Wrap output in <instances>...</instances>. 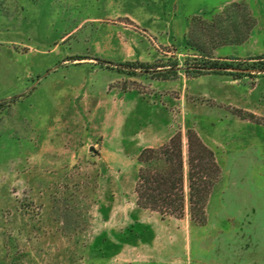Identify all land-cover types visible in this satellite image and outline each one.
<instances>
[{
    "label": "rangeland",
    "instance_id": "rangeland-1",
    "mask_svg": "<svg viewBox=\"0 0 264 264\" xmlns=\"http://www.w3.org/2000/svg\"><path fill=\"white\" fill-rule=\"evenodd\" d=\"M177 1L0 0V264H264V0ZM188 128L222 171L203 225L187 182L182 218L137 204Z\"/></svg>",
    "mask_w": 264,
    "mask_h": 264
},
{
    "label": "trees",
    "instance_id": "trees-1",
    "mask_svg": "<svg viewBox=\"0 0 264 264\" xmlns=\"http://www.w3.org/2000/svg\"><path fill=\"white\" fill-rule=\"evenodd\" d=\"M229 16L225 17V20ZM248 20L245 24L249 26ZM252 25L244 32L229 34L223 29L212 37L216 48L226 43L243 42L251 32ZM226 32V33H225ZM193 31L188 35V43L203 55L205 50L197 42L191 43ZM215 40H217L215 42ZM207 56V54H206ZM260 70H264V57ZM195 66L196 69H229L232 64ZM200 71V70H199ZM2 104L0 103V106ZM251 117H254L251 114ZM187 150L183 144V134L176 132L168 142L159 147H146L139 155L140 168L136 182L137 204L139 207L160 212L163 216L182 218L187 208L186 182L188 185V209L192 220L201 225L207 222V204L214 186L221 177V167L214 150L208 146L194 128L187 130Z\"/></svg>",
    "mask_w": 264,
    "mask_h": 264
},
{
    "label": "crops",
    "instance_id": "crops-1",
    "mask_svg": "<svg viewBox=\"0 0 264 264\" xmlns=\"http://www.w3.org/2000/svg\"><path fill=\"white\" fill-rule=\"evenodd\" d=\"M177 1V0H176ZM178 2V1H177ZM197 10H193V11H191V12H193V13H195ZM191 12H189V13H191ZM187 16V15H186ZM227 260V261H226ZM232 260V261H231ZM254 258L252 259V260H249V263L251 264V263H253L254 262ZM195 264H208V263H195ZM210 264H214V263H210ZM218 264H247V261L245 260V258L243 259H241L240 258V256H236L235 257V255L234 256H231V257H229V256H224V257H222L220 260H219V262H218Z\"/></svg>",
    "mask_w": 264,
    "mask_h": 264
}]
</instances>
